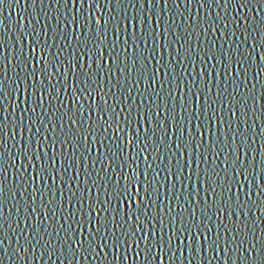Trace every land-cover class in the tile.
<instances>
[{
    "label": "snow or ice",
    "instance_id": "6c2138e0",
    "mask_svg": "<svg viewBox=\"0 0 264 264\" xmlns=\"http://www.w3.org/2000/svg\"><path fill=\"white\" fill-rule=\"evenodd\" d=\"M26 4L0 31V264H264V0Z\"/></svg>",
    "mask_w": 264,
    "mask_h": 264
},
{
    "label": "water",
    "instance_id": "95a60500",
    "mask_svg": "<svg viewBox=\"0 0 264 264\" xmlns=\"http://www.w3.org/2000/svg\"><path fill=\"white\" fill-rule=\"evenodd\" d=\"M27 7L26 4V0H20L19 4H16L11 10L8 8L7 4H5V6L2 9V12H0V20H3V25H0V31L2 32H7L8 29L6 27H4V25H8L12 28V31L15 32V28L17 23L19 24H27V20L30 18L29 17V12H32L34 14V10L33 9H29V12L24 11V9ZM193 8V14L195 15V9H196V5L193 4L192 5ZM23 17V19H22ZM201 39H203V37H201ZM193 43L195 44V38L193 39ZM185 63H187V61H185ZM262 79H264V77H262ZM229 90H231V88H229ZM65 100L67 102V97H65ZM177 111H179V108H177ZM260 122H258L257 127H259ZM216 130V126H213V132H215ZM17 139H19V136L17 137ZM59 147V146H58ZM254 147L259 148L260 147V143H259V139L256 145H254ZM203 167V165H202ZM193 168H195V165H193ZM15 170L12 169L9 171V182L10 185L11 183H14V178H13V172ZM31 171V169H30ZM206 187V185H205ZM201 195L203 196V192H201ZM59 199V197H58ZM39 203V201H38ZM5 215H7V212H5ZM257 215H259V213H257ZM49 223H51V220L49 221ZM259 223V221H258ZM261 227H264V224L261 225ZM112 252H114L115 250H111ZM120 254L123 255L124 254V248L122 247L120 250ZM208 256H212V253L209 251L208 252ZM103 257H101L100 259H92L89 260L87 262L85 261H81V264H101V260ZM109 259H112L111 254H109ZM221 259H223V257H221ZM143 260V257L140 258V260H137L133 251H129L128 252V259L127 260H123L121 262V264H141V261ZM34 264H36V262H34ZM39 264H44L43 261H39ZM105 264H107V262H105ZM158 264H160V262H158ZM211 264H219V261L217 260H213L211 261ZM237 264H239V262H237Z\"/></svg>",
    "mask_w": 264,
    "mask_h": 264
}]
</instances>
